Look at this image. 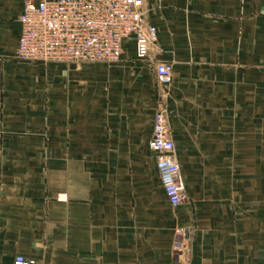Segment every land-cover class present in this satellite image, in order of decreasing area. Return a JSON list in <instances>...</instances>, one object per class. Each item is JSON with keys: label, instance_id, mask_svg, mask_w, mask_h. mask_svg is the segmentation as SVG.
<instances>
[{"label": "crops", "instance_id": "obj_1", "mask_svg": "<svg viewBox=\"0 0 264 264\" xmlns=\"http://www.w3.org/2000/svg\"><path fill=\"white\" fill-rule=\"evenodd\" d=\"M24 1L0 0V264H264V0H145L146 60L130 39L77 66L15 59ZM160 109L176 208L149 148Z\"/></svg>", "mask_w": 264, "mask_h": 264}, {"label": "built area", "instance_id": "obj_2", "mask_svg": "<svg viewBox=\"0 0 264 264\" xmlns=\"http://www.w3.org/2000/svg\"><path fill=\"white\" fill-rule=\"evenodd\" d=\"M145 0H25L19 18L20 38L15 59L30 64H116L124 45L133 39L136 57L146 60L156 48L157 29L144 12ZM163 86L173 80V67L156 66ZM151 151L169 204L176 208L187 200L180 165L174 158L175 144L167 125L166 110L154 117ZM14 264H31L18 255Z\"/></svg>", "mask_w": 264, "mask_h": 264}]
</instances>
